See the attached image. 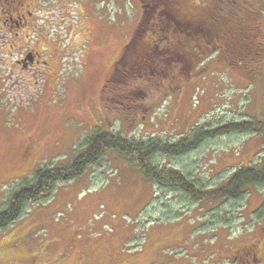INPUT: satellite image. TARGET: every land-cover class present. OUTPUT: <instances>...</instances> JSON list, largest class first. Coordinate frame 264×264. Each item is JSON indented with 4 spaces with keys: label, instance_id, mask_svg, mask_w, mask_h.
I'll return each instance as SVG.
<instances>
[{
    "label": "rangeland",
    "instance_id": "obj_1",
    "mask_svg": "<svg viewBox=\"0 0 264 264\" xmlns=\"http://www.w3.org/2000/svg\"><path fill=\"white\" fill-rule=\"evenodd\" d=\"M24 5L22 18L13 16L20 25L12 32L13 22L0 9V27L6 29L0 32V113L12 123L0 129V207L41 166L72 159L105 125L130 131L133 139L176 141L194 128L264 119V70L249 78L237 73L225 49H219L203 63L193 61L185 70L191 73L181 70L188 56H176L172 67L181 73V87L162 85L169 94L140 104L142 112L133 123L132 113L121 105L108 110L104 88L114 67L142 39L163 50L159 56L171 53L157 34L137 38L146 29L140 25L150 12L146 0H51L37 12L35 0ZM166 15L172 16L170 11ZM71 30L79 31V44L66 40ZM29 32L38 36L26 40ZM14 35L22 45H13ZM44 45L53 55L49 68L36 64L23 73L15 70L20 54L13 48L38 51L44 59ZM78 45L90 53L85 56ZM168 57L167 64L176 60ZM152 60L163 67L161 59ZM131 75H123L121 85L127 82L145 96L163 82L162 77L157 82ZM8 78L13 87L6 89ZM156 162L185 170L203 190H212L226 183L233 170L264 164V131L227 129L189 154H161ZM262 203L264 184L258 183L248 186L241 199L199 202L179 187L145 180L117 151H108L83 174L58 183L46 201H31L25 217L0 228V264H239L232 250L259 238L264 213L258 216L255 210ZM261 241L264 264V228ZM100 250L109 261L100 263Z\"/></svg>",
    "mask_w": 264,
    "mask_h": 264
},
{
    "label": "trees",
    "instance_id": "obj_2",
    "mask_svg": "<svg viewBox=\"0 0 264 264\" xmlns=\"http://www.w3.org/2000/svg\"><path fill=\"white\" fill-rule=\"evenodd\" d=\"M184 1L190 4H185L182 0H146V5L150 6V12H147L145 17H141L140 20V25L146 29L144 32L140 30V33H137V38H145V35L155 37L157 34L164 41L162 45L166 44V49H170L171 53L163 54V56L155 55L152 53L154 48H148L149 52H147L143 46L149 42L145 39L137 44L143 48L141 53L138 54L136 48L133 47L131 56L122 58L107 80L104 90L107 98L106 103L109 105L108 110L113 111L112 107L121 105L124 111L127 109L132 113L133 117L129 118L135 123L137 115L142 112L140 104H144V101L154 102L160 95L169 94V90L161 87L162 85L173 84L174 88L181 87V83L184 82L183 78L180 76V71L178 72L177 68H174V65H177L175 63L177 57L181 54L182 57L188 56L185 59L187 62L185 67L181 64V68L184 67V70L181 69L184 73L192 72L185 70L193 61L194 63L199 61L203 63L207 59L206 57H209V53L214 50L212 54H215L219 49L220 51L225 49L222 52L226 58L231 60L230 65L236 69L237 73L249 78L264 70V31L260 30L264 24V0ZM166 11H170L172 16L166 15ZM159 12L162 14L158 15ZM178 19L181 20L183 26L177 25ZM212 54L210 57L213 56ZM168 55L171 58L174 56L176 60L167 64ZM145 58L148 61L144 60ZM152 58L161 59L163 67L158 69ZM128 71L133 76L154 78L157 82L160 80L159 77H162L163 82L158 83V87L152 88L151 93L145 96L147 95L145 91L142 92L137 87L128 86L127 82L121 85L122 76H125ZM107 127L105 125V127L92 132V136L84 141L82 150L75 153L72 159L60 165L51 163V165L41 166L33 173L29 182L12 190L4 201V205L0 207V228H7L19 218L25 217L31 201H46L58 183L73 180L74 177L83 174L90 164L103 158L105 152L108 151H117L145 180L148 179L154 185L179 187V190L193 196L199 202L205 199L212 201L241 199L244 198L248 186L256 183L264 184V164L243 165L233 170L232 176L222 186L212 190H203L200 184L195 182L191 173L181 169L174 171L172 168L162 167L156 162L157 156L161 154H170L176 157L189 154L191 151L199 149L204 142H208L212 137L224 134L227 129H239L241 132V130L245 131L249 128L251 132H262L264 131V119L259 120L253 117L251 121L231 122L226 126L217 127L219 129L198 127L189 132L187 136L182 135L176 141L154 137L146 139V141L133 139L129 134L130 131ZM25 161L27 162V160ZM255 213L258 216L264 213V203L255 210ZM262 225L264 228V224ZM263 228L261 227L260 238ZM101 252L102 255L98 256L100 263L103 262V258H107L109 261L108 253ZM113 252L115 256L122 255L120 252Z\"/></svg>",
    "mask_w": 264,
    "mask_h": 264
},
{
    "label": "flooded vegetation",
    "instance_id": "obj_3",
    "mask_svg": "<svg viewBox=\"0 0 264 264\" xmlns=\"http://www.w3.org/2000/svg\"><path fill=\"white\" fill-rule=\"evenodd\" d=\"M26 0H0V9L1 11L3 12L2 15L6 16L7 18H10L8 19V21H10V23H12V25H10L12 27V29L10 30L11 32L13 30H15L16 27H19L20 25V22L16 19H13V16L14 15H18V18H22V8H24V3H25ZM75 1V0H74ZM78 1V0H76ZM80 2H85V0H79ZM51 2V0H35V6H34V10L36 9V12L39 11L40 9L43 8V3L45 4H49ZM82 3H77V5H80ZM45 8H48L47 6ZM14 9V10H13ZM50 9V8H49ZM29 12L30 15H33V12H31V10H27ZM34 24L32 25V27H34ZM6 31V29L1 26L0 27V32L2 33ZM25 32V30H23ZM17 35H20V32H17L16 33ZM34 35H37L36 32H34L33 34H31V32H29V37L26 38V40H29L32 36ZM38 36V35H37ZM14 37V38H13ZM12 38H13V45L14 43L17 44L18 46L19 45H22V43H17V39H18V36L14 35ZM81 38V35L79 34V31H70L69 35L66 37V40L68 41V43L70 45H74V43L76 44H79L80 39ZM89 38H91V34L90 33H87L86 34V37H85V40H89ZM26 40H25V43H26ZM134 40V39H133ZM4 44V43H2ZM26 45V44H24ZM87 45V44H86ZM90 45V44H89ZM151 44L147 43V45L143 46V48H146V51L149 52L148 48H153V47H150ZM80 46V49L83 51V54L86 56L87 53H90L89 50H87L85 47L83 48L81 45H78ZM25 47V46H24ZM135 50L137 51V53H141V50L143 48H141L139 45H136L135 46ZM42 49L45 50L46 52V55L44 57V59H39L37 56L40 55V53H38V51H36V53H34L33 50L31 49H26L24 48L23 50L20 48V49H14L11 50V52L13 51H16L17 53L19 52L20 54V57L16 58V61L15 62V67H16V71L19 72V73H23L24 72V69L25 68H28L30 66H35L36 64H44L42 65V67H47L49 68L50 67V61L51 59L53 58V55H49V52H48V49L49 47L47 45H44L42 46ZM170 50V49H169ZM164 51H167V49H164ZM133 50H131V52L128 53V57L131 56ZM163 50H161L159 47L155 46L154 50H152V53L157 55V54H162ZM143 53V52H142ZM122 55V52L121 54H119V59H120V56ZM6 61V59L4 60ZM35 61H37L35 63ZM3 67V66H2ZM2 71V69H1ZM7 81L6 83V89L10 88V87H13L12 84L9 83V78L5 80V82ZM11 124L12 123H9L8 122V119H3L1 118V113H0V129H6L8 127H11ZM28 140V139H27ZM28 145H25L24 149L25 150H28ZM249 243H244V244H241L239 245L238 247H236V249H233L232 250V257H234L235 259L236 258H240L241 260H244L246 263H249V264H260L262 262V256L259 254V251H258V243H256V241H248Z\"/></svg>",
    "mask_w": 264,
    "mask_h": 264
}]
</instances>
